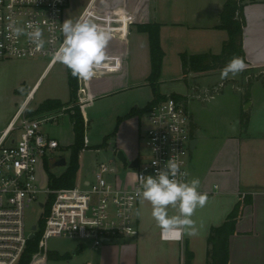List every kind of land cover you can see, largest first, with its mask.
Returning a JSON list of instances; mask_svg holds the SVG:
<instances>
[{"label":"crops","instance_id":"0c3cea01","mask_svg":"<svg viewBox=\"0 0 264 264\" xmlns=\"http://www.w3.org/2000/svg\"><path fill=\"white\" fill-rule=\"evenodd\" d=\"M225 3L226 0H69L65 20L70 18L76 21L82 17L94 19L95 15L100 16L96 14V9L106 12L107 17L112 19L113 25L108 27L112 33L107 48L110 59L96 77L79 80L78 96L82 97L80 103L86 121L89 120L88 107L95 104L99 105L104 117H108L109 121L114 120V127L103 134L107 144L102 149L124 153L127 163L120 162L127 168L125 177L131 172L135 174L134 168L129 165L139 159L136 155L141 146L142 116L128 115L143 110L154 99L147 82L151 74L150 39L147 33L138 30V25H161L160 40L165 57L160 92L164 96H181L183 94H178L171 86L178 81L188 82L183 78L182 54L220 55L224 43L228 41V32L218 28ZM244 16L245 72L264 74V0L247 4ZM23 63L36 71L37 75L31 81L27 78H23L24 82L20 80L16 84L21 85L19 88L14 86L16 95L24 97L20 106L36 98L37 85L50 71L46 67L40 68L36 61ZM3 64L5 62H1L0 66ZM59 70L57 82L67 86L68 92L55 90L53 96H45L35 110L48 99L60 100L65 104L71 101L68 69L60 65ZM246 83L242 110L231 125V133L215 136L211 141V150L206 153L203 147L210 140L203 133L202 126L195 121L194 139L198 140L196 147L201 148L194 157H190V180L198 177L199 191L208 194L205 207L198 208L192 217L198 234H184L181 242L162 240L161 230L151 217V205L139 201L141 215L138 217L140 233L137 237L120 239L99 249L80 243L73 249V257L68 264L75 260L82 264H182L186 263L187 252L193 255L192 264H207L210 230L221 226L235 206L246 198L251 204L244 207L236 226L237 234L229 240L230 264H264V100L256 98L255 82ZM21 87L23 91L17 94ZM142 92L148 93L143 95ZM144 96H147L146 100H143ZM244 106L247 110H243ZM17 110L0 119V131L8 125ZM52 114L55 117L53 122L58 127L51 131L45 128L44 131L57 140L60 147L63 146L62 142L72 141L69 146H64L71 147L75 143L71 114L65 111ZM242 118L247 119L246 128H243ZM64 128L72 133L71 140L65 135ZM85 142L87 146V137ZM124 180L123 184L127 186L134 183L126 178ZM169 214L176 212L169 209ZM38 255L43 256L44 264H47V255Z\"/></svg>","mask_w":264,"mask_h":264},{"label":"built area","instance_id":"2783aa9c","mask_svg":"<svg viewBox=\"0 0 264 264\" xmlns=\"http://www.w3.org/2000/svg\"><path fill=\"white\" fill-rule=\"evenodd\" d=\"M68 6L69 0H0V63L43 58L49 59L46 69L52 70L59 64L53 61L52 53L63 41L60 24L65 21ZM12 20L19 27L29 21L38 24L43 30L44 49L35 51L26 36L11 37L8 26ZM27 106V102L20 106L0 131V264H19L24 255L32 234L26 233L25 216L32 203L39 202L45 209L52 198L40 249L47 252V241L53 237L78 240L82 245L99 249L139 235L137 175H155L173 158L180 170L189 174L186 181L190 180L193 121L183 99L166 95L143 114L148 126L141 127L139 164L134 168L136 179L126 188L118 187L115 165L104 163L98 165L93 179L77 181L73 188L51 189L49 181L42 186L39 167L45 168L47 159L54 166L62 157L53 153L60 149V143L48 136L43 127L54 121V115L47 114L43 119L29 117ZM153 161L158 163L154 165ZM41 196L45 197L44 202H40ZM126 227L135 234L124 231ZM161 238L183 240L182 236L162 233Z\"/></svg>","mask_w":264,"mask_h":264},{"label":"rangeland","instance_id":"374dc122","mask_svg":"<svg viewBox=\"0 0 264 264\" xmlns=\"http://www.w3.org/2000/svg\"><path fill=\"white\" fill-rule=\"evenodd\" d=\"M96 14H99L101 17L95 15L96 17L91 19V22L96 23L98 26L104 28L113 25L111 23L112 19L107 17L106 12L96 9ZM114 26H117V24L114 23ZM23 61H36L37 64L39 63L38 65H40V68L42 69L45 68L49 63V59L38 58L34 60L9 61L0 66V119L15 113V111L20 107V104L24 101V97L19 98V96L16 95L14 86L19 88L21 85L16 84H18L20 80H23L24 82L25 80L23 78H27L28 81H31L37 75L36 71L27 68V64L23 63ZM60 65L61 64H58L55 68L50 70L49 73L43 77L41 82L37 85L36 98L33 101H30L28 104V110L35 111V108L39 105V102L44 100L43 98L45 96H53L55 90H60L61 92L65 91L66 93L68 92L67 86L64 87L62 83L57 82L60 73ZM222 69L223 68L205 73H190L187 79L188 82L178 81L174 82L171 86L175 92L178 94H183L181 95V100L183 99L187 102L189 113L192 116L194 135L196 136V121L200 126H202L203 133L208 138V140H210V142L205 147H203L205 153L211 150L210 148L213 146L211 145L213 144L211 141L215 136L222 137V135L225 133H231V125L234 120L237 119L238 114L242 110V102L244 98L243 95L245 94L244 90H246L244 83L247 82L246 84L248 85L250 82H255V87H257L255 90V96L259 101L264 100V74L257 72L249 74L243 71L235 78L229 77L227 79H221ZM144 93L148 92H142L143 95ZM146 98L147 96H144L143 100H146ZM208 98L212 99L208 100ZM139 99L141 100L142 97ZM245 106L243 107V110L245 109ZM87 113L89 120L87 121L88 124L86 137L88 138L89 143L87 148L81 151L79 155L80 170L78 172L77 181L93 179L94 173L97 171L99 164H114L117 168L118 187L126 188L127 185L123 184L125 181L124 178L133 183L135 182L136 175L131 172L125 177L127 168L121 164L117 157L116 151H112L107 148H101V145L104 141L103 134L114 127V125L112 126L114 120L112 119L109 121L108 117H104L98 104L88 107ZM45 117H47V114L35 116V118L38 119H43ZM140 120L142 128L148 126L146 117H141ZM110 122L111 124L109 125ZM43 127L44 129L46 128L51 131L56 129L58 126H56V123L54 122H49ZM64 130L67 138L71 140L72 133L66 128H64ZM112 143H114V141H112ZM62 144L63 146L53 153L56 156L65 157L67 162H69L71 158V151L69 147L64 146H69L72 144V141H69V143L62 142ZM200 148L201 146H199V148L196 147L191 156L194 157ZM140 152L141 149L137 151L136 157L140 155ZM66 169L67 166L51 167V173L56 176H60L66 171ZM188 171L190 173V163ZM38 176L41 185L44 187L47 186L49 181V172L46 170V168L40 166ZM44 201L45 197L41 196L40 202ZM44 212L45 209L39 205V202L32 203L26 210L25 226L27 235H30L33 232L32 229L34 226L39 225ZM80 243L82 242L78 240L53 237L47 241V252L44 249H40L39 247L40 253L38 254L47 255L48 252L53 254L57 253L60 255L69 254L71 258L73 257V249ZM36 256L37 254L34 255L32 263ZM69 261L70 259L65 261L47 260V264H68ZM70 264L82 263L75 260V262L71 261Z\"/></svg>","mask_w":264,"mask_h":264},{"label":"trees","instance_id":"16d2710c","mask_svg":"<svg viewBox=\"0 0 264 264\" xmlns=\"http://www.w3.org/2000/svg\"><path fill=\"white\" fill-rule=\"evenodd\" d=\"M257 0H226L222 14L221 24L219 29L226 30L228 32V41L224 43L222 53L220 55L213 54H200V55H188L182 54V69L183 78L187 81L190 73H205L216 69H221L233 58L239 57L246 63L245 52L243 48V36L244 28L246 26V20L244 16L245 6L249 3H255ZM140 32H145L149 35L150 39V56H151V74L147 79L148 85L153 91L154 99L143 110H137L136 112L128 115L143 116L150 107L165 99L166 96L160 92L162 67L164 62L165 53L161 46L160 30L161 25L157 23H149L138 25ZM68 81L71 89V101L67 104L60 100L48 99L44 101L35 111L28 110L29 117H35L42 114H51L54 112L65 111L71 114V120L74 127L75 143L69 147L71 151L70 161L67 163L66 171L60 176H56L51 173V167L53 163L50 160H46L45 168L49 172V186L51 189L73 188L77 183V176L80 170L79 155L86 146V130L87 121L82 113V106L79 101V79L71 75L68 69ZM264 85V84H263ZM23 89L21 87L17 94H20ZM173 98L181 100V96L177 94L172 95ZM243 128L247 127V119L242 118ZM107 140L101 145V148L106 146ZM52 198L49 204L45 207V212L38 225V231L34 240H29L26 251L22 256L19 264H31L34 255L40 253V241L45 231L46 221L50 214ZM251 204V201L246 198L243 202H239L233 211L229 214L226 221L218 227H213L210 230L208 238V261L207 264H230L229 258V240L230 237L237 234V223L243 214L244 207ZM43 256H36L33 264H44L45 259ZM48 260L65 261L70 259L69 254L60 255L47 253ZM193 255L187 252L186 264H192Z\"/></svg>","mask_w":264,"mask_h":264},{"label":"clouds","instance_id":"9594fccd","mask_svg":"<svg viewBox=\"0 0 264 264\" xmlns=\"http://www.w3.org/2000/svg\"><path fill=\"white\" fill-rule=\"evenodd\" d=\"M8 27L11 37L26 36L35 51L44 49L43 30L38 24L29 21L24 27H19L12 20ZM60 32L63 41L52 53L53 61L65 66L77 79L91 80L96 77L98 70L110 59L107 48L112 39L111 30L90 20L73 21L69 18L60 24ZM246 68L243 59L233 57L222 69L221 79L235 78ZM157 163L153 161L154 165ZM188 175L186 171L180 170L179 163L173 158L155 175H137L135 196L141 204L147 202L151 205V217L164 236L179 238L184 234H198L192 217L198 208L205 207L208 194L199 191L198 177L186 181ZM169 209L175 210L176 214L170 215ZM136 215H141L139 209ZM124 231L135 234L130 227L124 228Z\"/></svg>","mask_w":264,"mask_h":264},{"label":"water","instance_id":"95a60500","mask_svg":"<svg viewBox=\"0 0 264 264\" xmlns=\"http://www.w3.org/2000/svg\"><path fill=\"white\" fill-rule=\"evenodd\" d=\"M245 110H247V107H245ZM197 143H198V140H196V139H194L192 141L191 148H190L191 153H193L194 149L196 148ZM117 157L122 163H124V164L127 163V159H126L123 152H118ZM67 163L68 162H67L66 158L62 156L54 163L53 167H65V166H67ZM138 164H139V159L137 158L129 166H130V168H136V167H138ZM41 206H43V205H41ZM37 230H38V226H34L32 229L33 232L30 235V240L35 239Z\"/></svg>","mask_w":264,"mask_h":264}]
</instances>
